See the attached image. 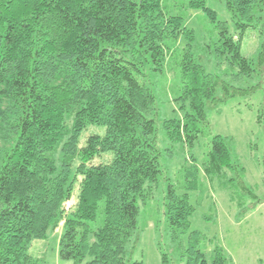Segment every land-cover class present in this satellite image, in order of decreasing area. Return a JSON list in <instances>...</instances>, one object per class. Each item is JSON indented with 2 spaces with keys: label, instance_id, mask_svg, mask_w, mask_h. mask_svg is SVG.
I'll list each match as a JSON object with an SVG mask.
<instances>
[{
  "label": "trees",
  "instance_id": "1",
  "mask_svg": "<svg viewBox=\"0 0 264 264\" xmlns=\"http://www.w3.org/2000/svg\"><path fill=\"white\" fill-rule=\"evenodd\" d=\"M180 1L215 24L210 43L166 0H0V264H36L31 249L47 221L53 232L63 223L64 260L143 264L133 249L139 202L162 172L158 122L171 141L192 143L197 122L208 125L207 103L251 97L264 82V42L257 60L242 52L247 30L264 32V0H221L234 32L207 0ZM168 74L181 84L182 116L168 117ZM90 126L104 133L83 143ZM231 141L213 138L216 168L233 166ZM184 169L185 188L197 189L196 165ZM194 211L189 192L170 184L166 221L188 235L185 264H234L190 231ZM161 259L170 264L166 252Z\"/></svg>",
  "mask_w": 264,
  "mask_h": 264
},
{
  "label": "rangeland",
  "instance_id": "2",
  "mask_svg": "<svg viewBox=\"0 0 264 264\" xmlns=\"http://www.w3.org/2000/svg\"><path fill=\"white\" fill-rule=\"evenodd\" d=\"M180 2L166 0V5L175 13L184 15L186 25L195 31L197 41L210 43L217 34L215 24L203 11H191ZM207 3L216 11L218 21L225 22L234 32L235 21L224 3L221 0H207ZM180 42L182 46L186 43L183 39ZM263 42L264 32L259 27L250 28L243 38V54L257 60ZM206 67L211 70L213 63H206ZM168 76L165 90L171 102L164 101L168 117L182 116L180 101L175 100L180 94L181 84H176L173 74ZM260 111L263 113L261 123L258 122ZM206 113L208 125L197 122L201 132L192 143L171 141L163 123L158 122L162 172L158 181L152 184L147 203L139 202L138 241L133 249L134 259L143 261V264H162V252L170 256V264L186 262L184 253L189 243L188 235L177 238L166 221L165 201L170 184L177 192L190 194L191 203L195 206L190 231H198L203 238L216 240L235 264H244L242 245L255 258L263 255L256 246H261L264 232V82L263 87L251 97H233L222 105L207 103ZM92 132L104 133V129L90 126L82 135L83 143ZM216 135L232 140L233 166L216 168L212 165L210 153ZM193 165L199 170V186L187 190V171L182 170ZM74 201L68 202L67 207ZM46 224L44 235L34 242L31 249L37 259L36 264H73L62 259L59 252L63 223L55 232L51 230L49 221Z\"/></svg>",
  "mask_w": 264,
  "mask_h": 264
},
{
  "label": "crops",
  "instance_id": "3",
  "mask_svg": "<svg viewBox=\"0 0 264 264\" xmlns=\"http://www.w3.org/2000/svg\"><path fill=\"white\" fill-rule=\"evenodd\" d=\"M245 218H243L241 221L243 222ZM262 223L264 224V217L262 218ZM259 229H262L258 227ZM262 244L260 247L256 246L257 251L262 252L263 255H258L256 258L253 257L251 252L246 250L245 246H241V251H243L242 259L244 264H264V232L262 235ZM225 249V248H224ZM235 264V262H234Z\"/></svg>",
  "mask_w": 264,
  "mask_h": 264
}]
</instances>
